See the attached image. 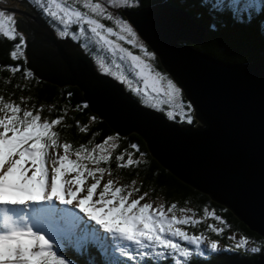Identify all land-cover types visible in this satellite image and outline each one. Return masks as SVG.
<instances>
[{
    "label": "snow or ice",
    "instance_id": "1",
    "mask_svg": "<svg viewBox=\"0 0 264 264\" xmlns=\"http://www.w3.org/2000/svg\"><path fill=\"white\" fill-rule=\"evenodd\" d=\"M29 2L49 18L53 26L62 27L63 30L57 28L59 36L71 35L76 39L77 34L86 36L90 32L95 42L113 56L119 53L120 60L130 61L129 71L134 73L137 80L142 81V87H133L132 81L124 72L117 74L112 71L102 57L98 63L106 74L127 83L133 92L152 99L155 98L153 93L156 96L163 94L168 102L179 96V88L170 79L165 84L166 77L155 71L149 63L154 54L138 42L131 25L108 10L110 7H130L132 0ZM102 20L111 21L115 27L106 26ZM74 25L78 26V33L69 31ZM18 36L20 43L9 53L13 60L23 54V36L17 31L15 15L0 10V38L14 41ZM113 36L116 40L110 39ZM117 41H125L134 48L139 47L142 55H133ZM113 64L117 69L121 68L115 60ZM6 69L13 74L20 71L19 67L6 66ZM23 75L27 78L32 73L25 71ZM25 99L22 97L21 102ZM178 107L183 112V105ZM42 110L43 106L40 109L25 110L20 104L6 101L4 96H0V113H3L0 115V264H73L66 255L64 241L53 227L56 218L72 216L73 213L67 208L56 207L57 202L59 205H71L78 209L89 221L95 222L108 234V237L127 242L128 246H135L142 257L153 253L157 257L163 255L157 248L178 251L183 257L189 255L187 248L182 249L168 237H179L197 246L202 243L200 236L188 235L176 227L198 223L191 216L184 215L191 209H178L176 203H172L166 210L164 204L156 207L151 202L141 204L148 196L147 192L130 199L134 193L140 191L135 187V180L131 185L116 186L113 179H108L103 183L98 199L94 200L105 173L111 176L110 169L99 165L101 162L107 164L112 159V151L118 147L113 142L116 137L109 136L91 149L81 144L73 151V145L68 142L60 143L58 132L53 130L54 126L61 124L64 117L42 120ZM185 115H181L182 120ZM168 116L173 118L174 113L169 111ZM187 120L191 123L190 116H187ZM77 126L80 132L88 131L86 125H79L77 122ZM136 147L135 144L131 145V148ZM50 148H62L63 154H51ZM73 154L76 159L70 158ZM115 160L118 168L135 167L141 162L131 152L120 153L115 156ZM89 163L96 167H88ZM89 177L93 182L86 184ZM85 192L86 194L81 195ZM9 206H27L30 211H16ZM177 209L181 213L179 217L176 215ZM204 215L213 216L221 224L224 223L219 216L207 209H204ZM208 228L217 234L223 231L212 224ZM247 243V239L242 237L236 247L246 246ZM210 247L216 250L217 243L211 242ZM258 250L255 247L251 249L253 252ZM120 251L121 255H128L125 250ZM129 259L133 257L129 255Z\"/></svg>",
    "mask_w": 264,
    "mask_h": 264
},
{
    "label": "water",
    "instance_id": "2",
    "mask_svg": "<svg viewBox=\"0 0 264 264\" xmlns=\"http://www.w3.org/2000/svg\"><path fill=\"white\" fill-rule=\"evenodd\" d=\"M123 15L179 87L195 123L179 124L142 105L78 45L54 39L31 15L16 21L26 33L27 65L39 78L77 86L116 134L136 133L161 167L264 238V66L225 62L193 47L202 42L203 25L167 1ZM210 264H264V253Z\"/></svg>",
    "mask_w": 264,
    "mask_h": 264
},
{
    "label": "trees",
    "instance_id": "3",
    "mask_svg": "<svg viewBox=\"0 0 264 264\" xmlns=\"http://www.w3.org/2000/svg\"><path fill=\"white\" fill-rule=\"evenodd\" d=\"M162 1L181 8L195 22L203 25L202 42L193 45L196 49L225 62H258L264 66V0H133L132 6L127 9L136 10ZM18 40V38L14 41L0 38V96H4L6 101L10 100L20 104L24 109L28 107L29 110H35L43 106V110L40 112L43 120L63 116L61 124L54 126L53 130L58 132L59 142L71 143L73 150L81 144L91 147L101 143L107 137L115 135L118 147L112 151V159L109 163H101L103 167L111 170L113 177H116L124 185L132 179H139L140 191H146L151 196L160 195L165 201H176L178 204L186 203L196 209L203 206L211 207L229 229L252 239L259 249L255 252H247L242 247H233L229 250L210 251L204 256L198 254L194 256L193 254L182 264H210L229 257L251 260L259 253H264V238L262 236L250 230L227 208L212 201L206 194L186 185L161 167L148 153L143 139L136 133L116 134L103 119L90 111L82 91L77 86L56 85L37 77L32 70H29L30 68H26L23 54L16 60L11 59L9 53ZM181 42L185 43V41ZM147 50L150 51L148 47ZM85 51L93 63L95 62L93 59L98 60L96 50L87 47ZM103 60L107 64L105 59ZM150 62L157 72L165 76L166 79H170L159 64L156 55ZM6 66L19 67L20 71L13 74L6 69ZM96 69L98 70L97 67ZM25 71L33 72L32 76L24 77ZM126 91L139 103L155 108L167 117L165 106H160L161 103H157L160 99L153 102L142 97L143 94H135L129 89ZM22 97L26 98L23 103L21 102ZM180 101L183 105L181 115L186 114L185 119L182 120L179 114H174L172 119L184 124L189 123L187 116H190L191 123H195L192 107L184 99L182 93ZM77 122L79 125H86L88 131L80 132ZM133 144L137 147L131 148ZM126 152H131L133 157L141 162L135 167L118 168L115 156ZM185 227L193 232L201 230V226L198 224ZM87 230V237L75 234L76 231L73 228H66L64 234L57 232L64 241L66 255L73 264H171L167 256L160 259L150 255L142 257L135 246H128L127 242L112 239L104 232L101 234L95 226ZM105 237L108 238L105 239ZM219 237L224 240L223 236ZM120 250H125L128 255H121ZM168 253L169 251L165 252V254ZM129 255L133 259H129Z\"/></svg>",
    "mask_w": 264,
    "mask_h": 264
},
{
    "label": "rangeland",
    "instance_id": "4",
    "mask_svg": "<svg viewBox=\"0 0 264 264\" xmlns=\"http://www.w3.org/2000/svg\"><path fill=\"white\" fill-rule=\"evenodd\" d=\"M132 4H133V0H132ZM0 5H7V6L14 5V6L19 7L20 10L17 13L18 16H15V20L16 21L20 17H23L25 15H31V16H34L36 18L41 19L46 26L52 27L53 30L55 28L54 32H55L56 35H59L58 34V30H57L58 27H59L60 30H63L61 26H53V24L50 22V19L47 18L46 16H44L34 6H32L30 4L29 0H19V1H17V0H0ZM125 8L127 9L128 7H123V8H111L110 7L108 10L110 12H113L115 15H118L119 17H121L119 15V13L122 12V11H124ZM0 10H3V9H0ZM6 12L7 13H10V14H14V15L16 14V13L10 12V11H6ZM121 18L124 19V20H126L125 17H121ZM102 22L105 23L106 26L115 27L114 24L111 21L102 20ZM69 31L70 32L78 33V26H75V25L72 26ZM68 36L72 37L71 35H68ZM18 37H20V36H18ZM76 39L85 40V43H83V45L85 47H89L90 49L96 50L97 51L96 56L98 57V60L101 57L103 59H105V62L107 64L109 63V65H107V64L106 65L109 66L112 69V71L117 72V74H119L120 72H124L128 76V79L132 81L133 87H136V86L142 87L143 86L142 85V81L137 80V78L135 77L134 73L131 72V71H129L130 61H127V60H123L122 61V60H120V58H119L120 57V54L119 53H117L115 56H113L112 53H110V52H108L106 50V48L102 47L101 45H99V44H97L95 42V39L91 37V33L90 32L89 33H86V36H80V35L77 34ZM110 39L116 40V37L113 36V37H110ZM137 39H138V42L139 43H142L146 47V49H147V46L145 45V43L141 40V38L138 35H137ZM117 43H119L122 47H124V48L128 49L129 51H131L133 53V55H142L139 47H135L134 48L132 45L126 43L125 41H117ZM21 51H22V48H21ZM147 51L150 52L149 50H147ZM145 59H147V58L145 57ZM93 60H95L94 63H95V66L98 68V72L104 73L105 75H109L110 77L114 78L116 81H118L119 83H121L122 86L125 89L131 90V88H129V86H128L127 83H122L118 78L114 77L113 75L106 74L103 71V69L100 68L99 63H98V60H96V59H93ZM114 60H115V62L117 64H120L121 65V68L120 69H117L115 67V64H113V61ZM149 63H151V62L149 61ZM154 70L156 71L155 68H154ZM170 80H171V78H170ZM166 82H167V79L165 80V84H166ZM176 87L179 88L177 85H176ZM134 93L135 94H138L136 92H134ZM152 95L155 97L154 99L149 98V97H145L144 95H142V97H144L146 99H149V100H151L153 102H157L160 99V101H158L157 103H161L160 106H163V105L165 106L166 113H168L169 111H172L174 114H179V115L182 114L180 108L178 107V105H181V101H180L181 100V91H180L179 96L176 97L175 100L172 101V102H168V98L166 96H164L163 94H161V96H156L153 93ZM22 109H24V108H22ZM25 110H29V108L28 107H25ZM0 115H3V113H1ZM167 118L169 120L173 121V119L172 118H169L168 115H167ZM111 136L112 137H115V135H111ZM113 142L117 144V139H115ZM94 146H95V144L93 146H91V147H88V148L91 149ZM49 152L51 154H59V155H62L63 154V149L62 148H57V149H51L50 148L49 149ZM70 158L71 159H76V157H75L74 154L71 155ZM85 163H87V162H85ZM101 163H103V162H101ZM49 165H50V162H49ZM99 166L100 167H103L101 164ZM88 167H96V165L95 164H92V163H89L88 164ZM73 175H74V173H73ZM97 175H99V174H97ZM108 179H113L116 182V186H122V185H124L116 177H113L112 174H111V176H109L108 173L106 172L105 175H104V177L101 180V185L97 189V195L94 196V200L95 199H98V193H99V191L102 190L103 183L107 182ZM133 180L136 181L135 187L139 188L138 187L139 179L138 180L137 179H132L129 182H127L126 185H131V182ZM92 182H93L92 181V178L89 177L88 180L86 181V184H90ZM126 192H127V190H126ZM126 192L124 194H126ZM144 193H146V191L136 192V193L133 194L132 197H130V199L138 198L140 195H142ZM83 194H86V192L85 193H82L81 195H83ZM147 202H151L153 204V207H156V206H158L160 204H164L165 205V210L172 203H176L178 205V209L179 208L191 209L190 212H186V213H184V215L191 216L193 219H195V220L198 221V223H196V224H198V225L201 226V230H198L197 232H193L191 230H188L187 227H185V226H188V225L194 226L193 224L177 225L176 226V227H179L182 231H185L188 235L200 236L202 238V243L199 246L194 245V244H189L187 241L182 240L179 237H168L170 239H173V241L175 243L179 244L182 249L183 248H187L188 249L189 255L187 257L181 256L178 251L177 252H174L171 249L162 250V249L157 248L156 249L157 251H162L164 254L161 255V256H159V257H157L153 253L152 255H150L153 258L160 259L161 257L167 256V257H169V260H170V263L171 264H182V263H184V260L187 259L190 255H193L194 254V256H195V255L198 254L200 256H204L208 252L214 251L210 247L211 242H216L217 243V249L215 251L220 250V249L229 250V249H232L233 247L234 248H238V247H236V245H237V243L239 242V240L242 237L243 238H246L247 241H248L247 245L242 247L244 250H246L247 252H253V251H251V249L253 247L257 248V246L252 241V239H248L244 235H241V233H239L237 231H234L232 229H229V227L225 223L221 224L220 221H217L213 216H205L204 215V209H207L209 212H214V210L211 209V207L209 208V207L203 206V207H201L199 209H196V208H194L193 206H191L189 204H186V203L178 204L176 201H165L160 195L151 196L149 193H148V196L145 198V200L144 201H141V204L142 203H147ZM9 207H14L16 211H20L21 209L27 210V212L30 211V207H27V206H9ZM56 207L61 208V209L67 208V209H69L73 213L72 216H67V218L71 222L75 221V223H73V226H71V225L68 226L67 225V229L73 228L76 231L75 234H79L80 236L87 237L86 231H88L87 229L89 227H92V226H95L96 229H98L101 234L103 233V230L100 229L99 226L95 224V222L89 221L88 218L83 213H80L78 209L73 208L71 205H67V206H65V205H59L58 202H57ZM178 209L176 211L177 217H179L181 215V213L179 212ZM170 215L171 214H169V216ZM56 221H57V218L53 222V227L57 230V232L60 231V230H63L64 228H66V227H64V225L62 224V222H58L57 223ZM209 224L215 225L218 229H221L222 228L223 231L220 234H217L215 232H212L208 228V225ZM62 233L64 234L65 231H63ZM219 236H223L224 237V240H221ZM166 251H169V253L168 254H165Z\"/></svg>",
    "mask_w": 264,
    "mask_h": 264
},
{
    "label": "flooded vegetation",
    "instance_id": "5",
    "mask_svg": "<svg viewBox=\"0 0 264 264\" xmlns=\"http://www.w3.org/2000/svg\"><path fill=\"white\" fill-rule=\"evenodd\" d=\"M17 1H19V0H17ZM19 3V2H18ZM1 7H8V8H10V7H13V8H11V10L13 11V10H18L19 9V7H17V6H14V5H12V6H7V5H0V8ZM2 9V8H1ZM20 10V9H19ZM16 12V11H15ZM119 15L122 17V15L119 13ZM15 16H18L17 15V13L15 14ZM17 28V27H16ZM49 28V27H48ZM54 28V27H53ZM54 30H55V28H54ZM17 31L20 33V35H22L23 36V40H24V43L21 45L22 46V48H24V50H25V47H26V33L24 32V31H22L21 29H19V28H17ZM51 31V30H50ZM51 34H52V36L54 37V39H56V40H58V41H61V42H70V43H72V44H76V45H78L79 46V48L82 50L83 49V47H85L84 45H83V43H85V40H82V39H73L72 37H70V36H64V37H61V36H59V35H56L55 34V32L54 33H52L51 32ZM19 40L17 41L18 43H20V37H17ZM17 43V44H18ZM85 52V51H84ZM86 53V52H85ZM87 54V53H86ZM28 60V59H27ZM264 240V239H263Z\"/></svg>",
    "mask_w": 264,
    "mask_h": 264
},
{
    "label": "clouds",
    "instance_id": "6",
    "mask_svg": "<svg viewBox=\"0 0 264 264\" xmlns=\"http://www.w3.org/2000/svg\"><path fill=\"white\" fill-rule=\"evenodd\" d=\"M10 7V6H9ZM3 10H5V11H10V12H14V13H18V11H19V9L17 10H11V8H13V7H10V8H8V7H1ZM0 8V9H1ZM126 9V8H125ZM124 9V10H125ZM16 11V12H15ZM120 14L122 15V17H124V15H123V11L122 12H120ZM49 29L51 30V32L52 33H54V30L52 29V27H49ZM18 42H16V44H17ZM16 44H14V47H15V45ZM19 44V43H18ZM14 47H13V50H14ZM21 48H22V46H21ZM86 48L87 47H83V49L81 50L84 54H86L85 52V50H86ZM85 51V52H84ZM151 51V50H150ZM22 53H23V55H24V57H25V66H26V68L27 69H29L30 67L27 65L28 64V60H27V58H26V54H25V50H24V48H22ZM87 55V54H86ZM88 56V55H87ZM20 57V56H19ZM94 64V63H93ZM94 67H95V64H94ZM96 68V67H95ZM30 71L32 70L31 68L29 69ZM97 70V69H96ZM33 71V70H32ZM98 71V70H97ZM34 72V71H33ZM32 72V73H33ZM35 74V73H34ZM109 76V75H108ZM114 79V78H113ZM126 90V89H125ZM143 105V104H142ZM145 106V105H144ZM148 107V106H147ZM152 108V107H151ZM154 109V108H153ZM156 110V109H155ZM174 121V120H173ZM180 124V123H179ZM184 124H188V123H184Z\"/></svg>",
    "mask_w": 264,
    "mask_h": 264
}]
</instances>
